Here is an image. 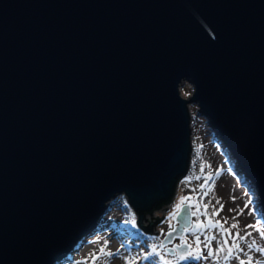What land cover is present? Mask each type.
I'll return each mask as SVG.
<instances>
[{"label":"water","instance_id":"obj_1","mask_svg":"<svg viewBox=\"0 0 264 264\" xmlns=\"http://www.w3.org/2000/svg\"><path fill=\"white\" fill-rule=\"evenodd\" d=\"M191 104L264 212V0H0V264L68 262L119 195L160 237Z\"/></svg>","mask_w":264,"mask_h":264},{"label":"rangeland","instance_id":"obj_2","mask_svg":"<svg viewBox=\"0 0 264 264\" xmlns=\"http://www.w3.org/2000/svg\"><path fill=\"white\" fill-rule=\"evenodd\" d=\"M193 91L190 82L181 86L186 99ZM189 108L194 116L189 171L157 227L161 236L142 232L137 213L119 195L101 217L97 233L85 239L64 264H264L263 209L248 183L242 182L233 160L213 138L198 106ZM185 204L190 205L197 227L175 243L189 244L190 252L187 257L170 255L162 240Z\"/></svg>","mask_w":264,"mask_h":264},{"label":"built area","instance_id":"obj_3","mask_svg":"<svg viewBox=\"0 0 264 264\" xmlns=\"http://www.w3.org/2000/svg\"><path fill=\"white\" fill-rule=\"evenodd\" d=\"M190 113H191V125H193V118H194V116H193V113L191 112V110H190Z\"/></svg>","mask_w":264,"mask_h":264},{"label":"trees","instance_id":"obj_4","mask_svg":"<svg viewBox=\"0 0 264 264\" xmlns=\"http://www.w3.org/2000/svg\"><path fill=\"white\" fill-rule=\"evenodd\" d=\"M161 208H162V207L160 206L159 208H157V209H154V210H153V213H154V212H156V211H159V210H161Z\"/></svg>","mask_w":264,"mask_h":264},{"label":"flooded vegetation","instance_id":"obj_5","mask_svg":"<svg viewBox=\"0 0 264 264\" xmlns=\"http://www.w3.org/2000/svg\"><path fill=\"white\" fill-rule=\"evenodd\" d=\"M176 225H177V224H175L174 227H175ZM174 227H173V228H174ZM173 228H172V229H173ZM188 231H189V230H188ZM188 231H187V232H188ZM177 241H179V240H176L175 242H177Z\"/></svg>","mask_w":264,"mask_h":264},{"label":"bare ground","instance_id":"obj_6","mask_svg":"<svg viewBox=\"0 0 264 264\" xmlns=\"http://www.w3.org/2000/svg\"><path fill=\"white\" fill-rule=\"evenodd\" d=\"M112 201H113V200H112ZM112 201H111V202H112ZM111 202H110V203H111ZM110 203H109V204H110ZM109 204L107 205V207L109 206ZM71 255H72V254H71Z\"/></svg>","mask_w":264,"mask_h":264}]
</instances>
